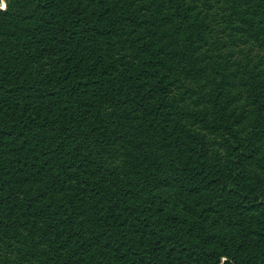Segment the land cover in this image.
<instances>
[{"label":"trees","instance_id":"16d2710c","mask_svg":"<svg viewBox=\"0 0 264 264\" xmlns=\"http://www.w3.org/2000/svg\"><path fill=\"white\" fill-rule=\"evenodd\" d=\"M0 264H264V0H0Z\"/></svg>","mask_w":264,"mask_h":264}]
</instances>
